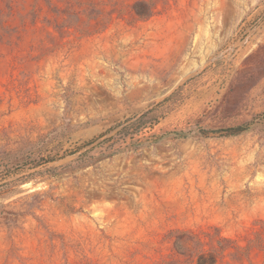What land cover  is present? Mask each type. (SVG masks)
Wrapping results in <instances>:
<instances>
[{
  "label": "rangeland",
  "instance_id": "obj_1",
  "mask_svg": "<svg viewBox=\"0 0 264 264\" xmlns=\"http://www.w3.org/2000/svg\"><path fill=\"white\" fill-rule=\"evenodd\" d=\"M262 114L264 0H0V264H264Z\"/></svg>",
  "mask_w": 264,
  "mask_h": 264
},
{
  "label": "trees",
  "instance_id": "obj_2",
  "mask_svg": "<svg viewBox=\"0 0 264 264\" xmlns=\"http://www.w3.org/2000/svg\"><path fill=\"white\" fill-rule=\"evenodd\" d=\"M139 5V4H138ZM147 114H149V112H147L146 114L140 116L139 120H143ZM261 118L264 117V114H262L260 116ZM137 121H134L128 125H124L121 127L120 129V133L121 132H125L127 131V129H129L130 127H132V125L134 123H136ZM252 123H248V124H245V125H242V126H237V127H234V128H229V129H224L221 131V133H223V136H235L239 133H242V132H245L246 130H248L249 126L251 125ZM200 135H207L210 133V131H204V130H200L198 132ZM173 134V137L175 139H182V138H187L188 135L190 134L189 132H175V133H172ZM199 259H202V256L199 257Z\"/></svg>",
  "mask_w": 264,
  "mask_h": 264
},
{
  "label": "bare ground",
  "instance_id": "obj_3",
  "mask_svg": "<svg viewBox=\"0 0 264 264\" xmlns=\"http://www.w3.org/2000/svg\"><path fill=\"white\" fill-rule=\"evenodd\" d=\"M150 184V183H149ZM149 203V202H148ZM150 210V209H149ZM106 218V217H105Z\"/></svg>",
  "mask_w": 264,
  "mask_h": 264
}]
</instances>
